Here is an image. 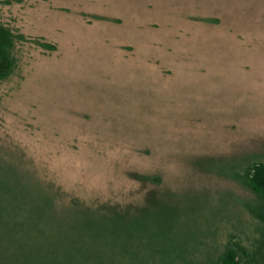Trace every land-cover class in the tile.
Masks as SVG:
<instances>
[{"label":"rangeland","instance_id":"374dc122","mask_svg":"<svg viewBox=\"0 0 264 264\" xmlns=\"http://www.w3.org/2000/svg\"><path fill=\"white\" fill-rule=\"evenodd\" d=\"M0 23L25 38L0 81V161L65 204L158 205L183 259L254 240L264 0H0Z\"/></svg>","mask_w":264,"mask_h":264},{"label":"trees","instance_id":"16d2710c","mask_svg":"<svg viewBox=\"0 0 264 264\" xmlns=\"http://www.w3.org/2000/svg\"><path fill=\"white\" fill-rule=\"evenodd\" d=\"M20 41L24 36L0 23V81L13 73V52ZM38 45L55 50L46 43ZM25 178L0 161V264H264L262 163L248 166L245 178L258 198L249 213L263 228L255 229L247 246L229 243L218 259L199 263L169 253L171 227L156 220L158 205L152 202L130 211L76 201L65 204L52 187ZM151 226L160 227L149 234Z\"/></svg>","mask_w":264,"mask_h":264}]
</instances>
